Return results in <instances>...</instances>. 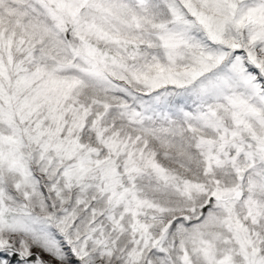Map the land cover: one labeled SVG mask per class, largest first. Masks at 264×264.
I'll return each instance as SVG.
<instances>
[{"label":"snow or ice","instance_id":"6c2138e0","mask_svg":"<svg viewBox=\"0 0 264 264\" xmlns=\"http://www.w3.org/2000/svg\"><path fill=\"white\" fill-rule=\"evenodd\" d=\"M0 264H264V0H0Z\"/></svg>","mask_w":264,"mask_h":264}]
</instances>
